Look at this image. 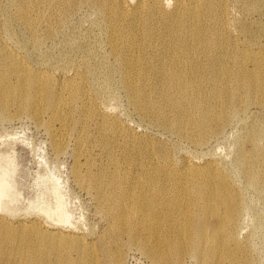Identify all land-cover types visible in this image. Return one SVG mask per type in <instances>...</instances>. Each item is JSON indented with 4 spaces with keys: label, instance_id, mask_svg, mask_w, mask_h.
<instances>
[{
    "label": "rangeland",
    "instance_id": "obj_1",
    "mask_svg": "<svg viewBox=\"0 0 264 264\" xmlns=\"http://www.w3.org/2000/svg\"><path fill=\"white\" fill-rule=\"evenodd\" d=\"M23 1L0 0V55L16 60L0 64V264H264V93L234 77L255 69L241 46L264 29V0L254 12L252 0H109V12L102 2ZM154 2L155 12H139ZM112 35L134 61V94ZM21 66L50 79L27 85L33 102L24 107L14 92ZM170 69L178 81L159 76ZM49 89L64 95L63 111L52 109ZM184 162L213 171L214 207L224 208L221 196L233 201L235 220L203 215ZM101 171L133 177L126 217L115 194L97 188ZM219 228L201 242V230ZM60 235L79 237L85 250Z\"/></svg>",
    "mask_w": 264,
    "mask_h": 264
},
{
    "label": "bare ground",
    "instance_id": "obj_2",
    "mask_svg": "<svg viewBox=\"0 0 264 264\" xmlns=\"http://www.w3.org/2000/svg\"><path fill=\"white\" fill-rule=\"evenodd\" d=\"M68 2H70L71 0H67ZM88 2L91 3H97L99 4L100 2L104 3L105 1L109 2V0H86ZM38 2V0H26L23 1V6L27 5L28 3H36ZM252 5H251V11L249 12H254L259 10L258 9V1L257 0H252ZM108 4V3H107ZM106 3L104 4H99V6L101 7L102 10H104L105 12H109L110 11V7L106 8L103 5H107ZM143 10H139V12H143L146 14H152L153 12H155L156 8H157V4L156 2L152 3V4H147V5H142ZM28 9V6H27ZM27 9H23L17 11L16 16L17 18H24L25 17V12L27 11ZM122 11L124 12V9L122 8ZM218 20H220L222 22V27L225 28V24L224 21L226 20V14L225 12L222 10V12L220 13V16L217 18ZM27 23L31 26L30 22L28 20ZM121 28V24H116L115 25V29H120ZM149 30H145L144 34L146 37V46L149 45ZM192 35V32H191ZM264 35V29H259L257 31L256 34L254 35H248L247 33L244 35V43L242 44L241 47H245L246 50L243 51V53H245L246 57L254 64L255 69L252 70L251 72H245V70L243 68L240 67L238 73H235L234 77L237 80L236 81V86L238 88H249V89H254L255 87H259L260 89L256 90L257 94L262 95L264 93V48L260 45V40H259V36ZM199 41L201 43L204 42V40L199 39ZM110 43H111V47L113 50V53L115 55V57L120 61L121 64V68L122 70L125 69L126 72V76H127V92L134 94L137 91V85H136V78L135 75H133V73L131 72V69L129 67V65H131V68H134V61H132V56H130L128 54V48L125 47V44L123 41H121L119 38L115 37L114 35H112L110 37ZM129 43L130 46H133L135 44V40L134 38H130L129 39ZM169 44H175V42H173L172 40L169 41ZM212 45H214V42L212 43ZM219 48V47H218ZM217 48V49H218ZM16 63V60H13V58L11 57V55H9V52L6 51H2L1 55H0V64L4 63L7 66L10 64V62ZM136 66V64H135ZM11 70V68H8V70ZM8 70L6 76L8 75ZM141 70V69H140ZM159 76L161 78H167L169 77L172 80L178 81L179 77H181L183 74L179 73V72H175L172 69L170 70H165V71H160L158 72ZM16 74H17V79H18V83L16 84V86L14 87V92L17 90V88H19V105L21 107L26 106L28 103L33 102L32 100H30L29 96L26 95L24 92V90H26L27 85L29 87H37V86H41L44 83H50V79L48 76H46V74H43L41 72H32L31 70H29L27 67L21 66L19 67V69L16 70ZM181 87L184 89H187L188 84H183L181 83ZM10 85H7V93L4 94V97H9L10 94ZM3 90L2 87H0V92H2L3 95ZM52 90L49 89L48 92V96H49V100L51 102L52 105V109L60 112L63 111L65 109L66 106V102L64 99V95L62 93H58L57 95H54L53 92H51ZM214 91H219L221 92V94H224L225 96L228 94H233L231 91L227 90V89H217ZM23 93V94H22ZM71 97L75 96L77 94V90H75V88L72 89L71 92ZM162 93L163 96L167 99L169 97V95L171 94V90L170 88L165 85L162 88ZM173 99H175V96H172ZM196 105V103H195ZM115 136V135H113ZM152 148V147H150ZM184 164V169H186L187 173L186 174H190L191 175V184L193 186V195L194 196H198L199 199H201L202 201V205L204 204V209H203V215L205 213L206 217H209L211 215H216L220 225L224 226V222L226 219H229L231 221L235 220L239 214V206L236 207L234 205V202L229 200V199H225V198H220V202L221 204L224 206V208L221 211H217L214 207L213 204V198L215 195V190L214 187H216V184H213V182L211 181L212 177H213V171L211 169H205V170H201L195 167H192L190 164L188 163H183ZM247 165V164H246ZM247 167H251L248 166ZM117 173L115 171H101L99 174V178L102 179V181H100L97 184V188L99 190L102 189H106V193L108 192H113L115 194V197H117L118 201L120 202L119 204V209L123 208V212L124 214H122L120 217H126L125 215V210L128 208L129 205V201L126 198V193H128L127 191H125L124 187L125 184H127V181L130 179H133V177H128L127 175H121L120 177L116 178ZM151 176V175H149ZM121 178V179H120ZM148 179H145V183L141 186L144 189L146 188H150V186L152 185L150 182H148ZM104 181V182H103ZM220 182L217 183L218 186H220ZM168 186L166 185H159V191L164 190L165 188H167ZM177 187H179V184L177 185ZM108 188V189H107ZM156 190V189H155ZM191 197V198H192ZM190 198V199H191ZM179 201L184 202L185 200L183 199V196H180V198H177ZM189 199V200H190ZM184 210V207L182 209L178 208L175 209L174 211L180 216L182 214ZM133 216H135L136 218V213L132 214ZM204 216V217H205ZM180 227H182V223L179 224ZM126 228V225L124 223H122L119 227V231L123 232ZM181 229V228H179ZM235 227L231 228V233H233ZM223 230L221 228H219V230L214 233L212 231L203 229L200 232V240L201 242H203L204 244H210L211 242H214L218 236H221V232ZM55 239L58 240L59 243H68L69 245L67 247H71L74 248L76 250H85V244L83 243V241L77 237V236H71V235H60L58 237H56Z\"/></svg>",
    "mask_w": 264,
    "mask_h": 264
}]
</instances>
